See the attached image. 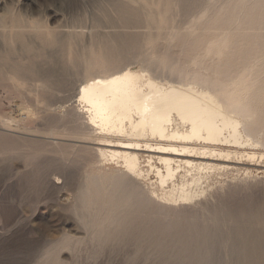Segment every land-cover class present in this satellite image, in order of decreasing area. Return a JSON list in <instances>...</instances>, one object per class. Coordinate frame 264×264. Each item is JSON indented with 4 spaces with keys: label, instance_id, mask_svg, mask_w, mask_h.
<instances>
[{
    "label": "rangeland",
    "instance_id": "obj_1",
    "mask_svg": "<svg viewBox=\"0 0 264 264\" xmlns=\"http://www.w3.org/2000/svg\"><path fill=\"white\" fill-rule=\"evenodd\" d=\"M263 26L264 0H0V126L17 128L25 110L37 119L26 117L34 127L16 129L23 135L0 130V264H264V246L227 237L232 223L252 222L264 209V179L256 178L264 166V88L242 118L247 129L239 124L235 137L226 129L219 143L238 157L255 153V166H246L251 177L241 180L244 168L210 176L205 189L224 186L206 195L203 208L147 217L144 239L128 226L104 240L81 219V175L116 164L98 165L92 149H78L66 135L68 114L58 123L42 108L47 101L57 107L59 95L68 99L85 75L121 67L165 76L169 63L199 60L243 67L245 78L257 71L264 80Z\"/></svg>",
    "mask_w": 264,
    "mask_h": 264
},
{
    "label": "bare ground",
    "instance_id": "obj_2",
    "mask_svg": "<svg viewBox=\"0 0 264 264\" xmlns=\"http://www.w3.org/2000/svg\"><path fill=\"white\" fill-rule=\"evenodd\" d=\"M169 65L165 76L152 75L151 70L125 67L104 73L97 71L85 75L68 99L57 96V107H52L48 101L42 107L44 116L52 117L58 123L68 114L72 126L68 127L66 135L71 138L69 140L80 143L78 149H85L83 145L92 149L98 165L105 161L116 164L113 170L85 171L77 186L81 219L93 222L95 235H101V239L109 241L111 229L128 226H138L144 239L147 217L155 213L179 217L182 212L198 211L203 208L206 195L224 186L205 189L201 185L214 174L244 168L246 171L241 180L247 181L251 177L246 166H255L250 162L256 158L255 153L245 152L238 157L237 151L219 143L225 139L226 129L233 137L239 124H243V130L247 129L246 120L242 118L248 115L250 102L264 88V80H260L257 71L245 78L243 67L231 68L224 63L201 65L197 60L184 66ZM26 75L32 77L29 72ZM248 84L252 86L250 89L246 88ZM49 85L40 84V87L47 89ZM25 111V116L13 123H19L17 128L0 126V130L21 135L25 132L16 129L32 130L34 126L28 125L25 119L35 121L33 114L36 111ZM36 128L40 130V127ZM49 129L47 135L53 134V127ZM143 153H146L147 171L141 165ZM257 168L261 169L258 170L261 176L256 178L264 179V166L260 164ZM151 174L155 176L153 181ZM254 214L249 219L253 223H232L227 237L232 234L253 245L264 246V209ZM255 222L260 230L253 225ZM203 239L202 244L206 247L209 241L205 236ZM251 251L245 252V258L250 257Z\"/></svg>",
    "mask_w": 264,
    "mask_h": 264
}]
</instances>
